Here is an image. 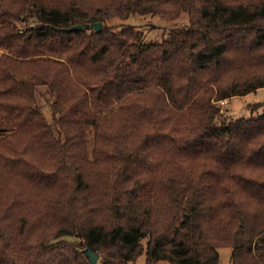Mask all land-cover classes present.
Here are the masks:
<instances>
[{
    "label": "trees",
    "instance_id": "trees-1",
    "mask_svg": "<svg viewBox=\"0 0 264 264\" xmlns=\"http://www.w3.org/2000/svg\"><path fill=\"white\" fill-rule=\"evenodd\" d=\"M0 49V264H264V111L219 103L264 88V0H0Z\"/></svg>",
    "mask_w": 264,
    "mask_h": 264
},
{
    "label": "rangeland",
    "instance_id": "rangeland-1",
    "mask_svg": "<svg viewBox=\"0 0 264 264\" xmlns=\"http://www.w3.org/2000/svg\"><path fill=\"white\" fill-rule=\"evenodd\" d=\"M188 22L187 12L175 19L167 20L157 14H134L126 20L113 19L110 23L123 26H132L135 28V40L140 41H160L169 37L171 28L185 25ZM2 49H0L1 55ZM221 112L224 116L234 118L238 116L258 115L264 111V88L243 96H235L230 99L220 101ZM258 103H262L258 105ZM42 110L46 118L51 121V108L49 103H42ZM220 264H232V250L229 246L219 247ZM146 255L143 253L134 262L136 264H145ZM155 264H171L167 260H158Z\"/></svg>",
    "mask_w": 264,
    "mask_h": 264
},
{
    "label": "water",
    "instance_id": "water-1",
    "mask_svg": "<svg viewBox=\"0 0 264 264\" xmlns=\"http://www.w3.org/2000/svg\"><path fill=\"white\" fill-rule=\"evenodd\" d=\"M101 22H93V23H87V24H77L74 27L76 28H86V29H90V28H95V29H100L101 28ZM85 253L86 255L90 258V261L92 264H96L99 260V254L92 251L90 246H87L85 248Z\"/></svg>",
    "mask_w": 264,
    "mask_h": 264
}]
</instances>
